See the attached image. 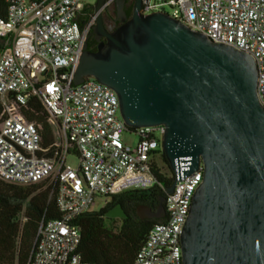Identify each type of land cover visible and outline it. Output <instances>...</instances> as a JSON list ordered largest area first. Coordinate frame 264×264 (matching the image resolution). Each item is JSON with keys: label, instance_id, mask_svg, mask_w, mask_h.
Listing matches in <instances>:
<instances>
[{"label": "built area", "instance_id": "obj_1", "mask_svg": "<svg viewBox=\"0 0 264 264\" xmlns=\"http://www.w3.org/2000/svg\"><path fill=\"white\" fill-rule=\"evenodd\" d=\"M114 0H109L110 5ZM82 0H12L0 16V178L30 186L55 181L59 218L42 221L29 264H93L78 252L76 219L103 198L155 185L163 125L134 128L138 140L127 144L128 128L116 92L94 77L74 84L76 68L95 17L80 24ZM141 12H164L205 34L252 55L257 63V93L264 106V0H142ZM37 96L49 115L55 141L43 146L39 126L20 107ZM55 124V125H54ZM54 148L52 156L46 153ZM76 151L79 165L67 164ZM176 164L175 187L166 195L165 217L153 225L129 264H183L181 234L203 164L188 176Z\"/></svg>", "mask_w": 264, "mask_h": 264}, {"label": "water", "instance_id": "obj_2", "mask_svg": "<svg viewBox=\"0 0 264 264\" xmlns=\"http://www.w3.org/2000/svg\"><path fill=\"white\" fill-rule=\"evenodd\" d=\"M96 0L93 33L106 41L90 50L87 41L74 84L87 77L113 89L128 127L163 125L162 150L172 170L181 160L188 176L203 164L181 234L183 264H264V106L257 93L254 57L214 42L164 12L143 14L134 0H115L123 23L108 31ZM156 213L165 217L166 195ZM111 218L126 217L121 205Z\"/></svg>", "mask_w": 264, "mask_h": 264}, {"label": "trees", "instance_id": "obj_3", "mask_svg": "<svg viewBox=\"0 0 264 264\" xmlns=\"http://www.w3.org/2000/svg\"><path fill=\"white\" fill-rule=\"evenodd\" d=\"M34 2L36 0H28ZM12 0H0V16L5 17ZM115 0L105 8L110 15ZM134 0H126L125 11L132 15ZM96 12L93 4H85L80 14L81 26L87 25ZM96 23V19L95 22ZM91 26L89 34L93 30ZM0 39V51L4 48ZM93 43L88 44L92 50ZM3 105L0 99V116ZM23 116L35 122L40 128L43 146L48 147L55 141L49 115L37 96H32L28 103L20 107ZM128 127L124 132L134 133ZM76 153V151H72ZM160 161L166 165L165 171L158 160L153 165L155 185L149 189L127 191L112 196L109 202L99 211H87L76 219L81 231V243L78 252L81 257L93 264H129L146 240L150 228L161 221L140 218L135 209L141 203L158 206V198L165 195L166 189L175 182L164 151L159 149ZM54 148L46 154L52 156ZM55 181H43L30 186L9 183L0 178V264H29L35 248L38 228L42 221L59 218L60 212L55 199ZM117 203H121L127 212L126 219H109L106 213ZM112 220V221H111Z\"/></svg>", "mask_w": 264, "mask_h": 264}, {"label": "flooded vegetation", "instance_id": "obj_4", "mask_svg": "<svg viewBox=\"0 0 264 264\" xmlns=\"http://www.w3.org/2000/svg\"><path fill=\"white\" fill-rule=\"evenodd\" d=\"M111 10H112V12H111ZM111 10H110V15H107L105 13V11L103 13L104 26H105V28L108 31L114 30L115 28H117L118 26H120L123 23V21L117 15L116 6H113L111 8ZM131 16L132 15H128V18H130ZM86 41H87L88 44L89 43H93V46H92L93 49L92 50H97L99 42L106 41V38H105V36H102L101 38L97 39L96 35L93 33V30H92L91 34L88 35ZM109 202H112V199H110ZM116 205H121L122 206L121 203H117ZM122 208H123L124 212L127 215V212L125 211V207L122 206ZM146 208H150L151 209V213L153 215L156 213V209H157L156 206H153L151 203H141L135 209V212H136L137 216H139L140 218H144V217H142V215L145 213ZM106 217L109 218V219H112V220H116V219L120 220V219H126L127 218V216L126 217H116V218H111V217H108V216H106ZM146 219L158 220L159 218L153 216L151 218H146Z\"/></svg>", "mask_w": 264, "mask_h": 264}, {"label": "rangeland", "instance_id": "obj_5", "mask_svg": "<svg viewBox=\"0 0 264 264\" xmlns=\"http://www.w3.org/2000/svg\"><path fill=\"white\" fill-rule=\"evenodd\" d=\"M85 4H93L96 0H82ZM105 9L103 10L104 13ZM112 12V10H111ZM95 24V23H94ZM55 125V124H54ZM123 139L124 141L129 144V145H133L137 140H138V136L134 133H123ZM158 163L159 165H162L163 169L166 171L167 167L166 165H164L161 161H160V157H158ZM67 164L70 165L71 167L76 168L79 165V159L76 153L71 152L68 155L67 158ZM105 201L102 198H99L96 200V203L94 205L91 206V211H99L104 207ZM119 222L118 219L115 220V223L117 224Z\"/></svg>", "mask_w": 264, "mask_h": 264}]
</instances>
